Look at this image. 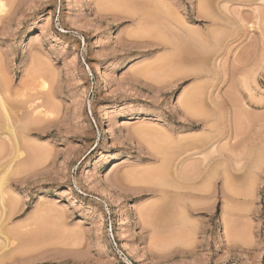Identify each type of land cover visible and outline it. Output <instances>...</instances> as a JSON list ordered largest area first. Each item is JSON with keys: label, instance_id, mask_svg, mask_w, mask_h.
Returning <instances> with one entry per match:
<instances>
[{"label": "rangeland", "instance_id": "374dc122", "mask_svg": "<svg viewBox=\"0 0 264 264\" xmlns=\"http://www.w3.org/2000/svg\"><path fill=\"white\" fill-rule=\"evenodd\" d=\"M0 5V264H264V0Z\"/></svg>", "mask_w": 264, "mask_h": 264}, {"label": "bare ground", "instance_id": "6f19581e", "mask_svg": "<svg viewBox=\"0 0 264 264\" xmlns=\"http://www.w3.org/2000/svg\"><path fill=\"white\" fill-rule=\"evenodd\" d=\"M0 9H1V5H0ZM138 13V12H137ZM139 14H140V11H139ZM146 14V13H145ZM167 14V13H166ZM148 15V14H147ZM151 16V15H150ZM153 16V15H152ZM151 16V17H152ZM142 17V16H141ZM149 18V17H148ZM144 21H145V19H144ZM157 24V23H156ZM157 28H159V27H157ZM137 35H138V33H137ZM136 35V36H137ZM205 36V35H204ZM208 36V35H207ZM207 38V37H206ZM172 47V46H171ZM175 49H176V47H174ZM175 51V50H174ZM4 102H3V100H2V98H0V110L2 109V111L4 110V104H3ZM6 110V109H5ZM10 132V131H9ZM17 139V138H16ZM194 142V141H193ZM196 148V147H195ZM194 148V149H195ZM193 149V148H192ZM189 150V149H188ZM193 151V150H192ZM186 152V151H185ZM191 152V151H190ZM183 154H184V152H183ZM196 154V153H195ZM199 154V153H198ZM191 156V155H190ZM190 156H187V157H189L190 158ZM193 156V155H192ZM206 156V155H205ZM188 158V159H189ZM209 157H208V155L204 158V156H203V163L202 164H200L199 165V163H198V165L196 164H194L195 166H193V164H192V161L190 162V164L188 163V167L186 166L187 165V162H186V167L187 168H183V170H179L178 172L176 171V173H175V176L177 177V179H178V181L182 184V187L184 188V189H190V188H192V187H194L199 181H208V183L207 184H211V180L212 179H214L215 178V176L217 177V175H218V172H217V170L216 169H214V167H211L212 165L211 164H209V159H208ZM197 159V158H196ZM196 159H195V161H196ZM189 160H191V159H189ZM193 160V159H192ZM195 161H193V163L195 162ZM201 161V160H200ZM189 162V161H188ZM197 162V161H196ZM223 162V161H222ZM219 163V162H218ZM224 163V162H223ZM185 164V163H184ZM192 164V166H189V165H191ZM211 165V166H210ZM216 165V164H215ZM214 165V166H215ZM223 166V165H222ZM218 167V166H217ZM216 167V168H217ZM222 168V167H221ZM225 171H226V169H224ZM221 172L223 171V170H220ZM224 172V171H223ZM223 174H226V173H223ZM220 175V174H219ZM218 175V176H219ZM223 176V175H222ZM226 177V176H225ZM218 178V177H217ZM228 178V177H227ZM225 179V178H224ZM1 182V181H0ZM173 182V181H172ZM225 183V182H224ZM203 186V185H202ZM206 187L208 186V185H205ZM211 186V185H210ZM205 187V188H206ZM177 188V187H176ZM179 188H181V187H179ZM178 188V189H179ZM195 188V187H194ZM208 189L209 188H207V189H203V190H206V191H208ZM4 190V189H3ZM191 190V189H190ZM198 192H199V190H197ZM202 191V190H201ZM200 191V192H201ZM2 192L3 191H1V189H0V202L2 203V204H4L3 203V198H2ZM202 192H205V191H202ZM4 193V192H3ZM160 194H163V195H165V193H168L167 191H165V190H160V192H159ZM201 194V193H200ZM2 195V196H1ZM5 197V196H4ZM5 199V198H4ZM6 203V202H5ZM2 206H4V205H2ZM5 207H3V209H4ZM6 208H8V207H6ZM5 210V209H4ZM5 213V212H4ZM2 217V216H1ZM182 224V223H181Z\"/></svg>", "mask_w": 264, "mask_h": 264}]
</instances>
